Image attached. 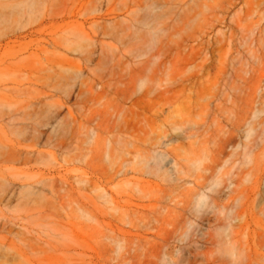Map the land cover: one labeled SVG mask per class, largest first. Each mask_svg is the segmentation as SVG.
<instances>
[{"label":"rangeland","instance_id":"1","mask_svg":"<svg viewBox=\"0 0 264 264\" xmlns=\"http://www.w3.org/2000/svg\"><path fill=\"white\" fill-rule=\"evenodd\" d=\"M2 159L0 264H264V0H0Z\"/></svg>","mask_w":264,"mask_h":264},{"label":"bare ground","instance_id":"2","mask_svg":"<svg viewBox=\"0 0 264 264\" xmlns=\"http://www.w3.org/2000/svg\"><path fill=\"white\" fill-rule=\"evenodd\" d=\"M14 144L16 145V143H14ZM20 150H22V149H20ZM20 150H19V153H20V154H23V152L20 151ZM25 156H27V155H25ZM5 159H6V160H21L22 158L19 157V158H15V159H13V155H8V156L5 157ZM5 159L0 160V162H2V161H6ZM24 161H26L25 163L29 162L27 157L24 159Z\"/></svg>","mask_w":264,"mask_h":264},{"label":"clouds","instance_id":"3","mask_svg":"<svg viewBox=\"0 0 264 264\" xmlns=\"http://www.w3.org/2000/svg\"><path fill=\"white\" fill-rule=\"evenodd\" d=\"M123 250H124L123 247L118 248V249H117V254L121 253Z\"/></svg>","mask_w":264,"mask_h":264}]
</instances>
